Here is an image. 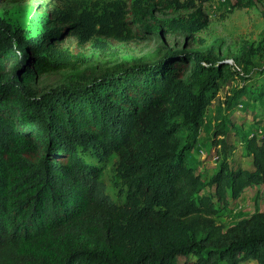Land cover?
Here are the masks:
<instances>
[{
	"label": "trees",
	"instance_id": "1",
	"mask_svg": "<svg viewBox=\"0 0 264 264\" xmlns=\"http://www.w3.org/2000/svg\"><path fill=\"white\" fill-rule=\"evenodd\" d=\"M206 1L133 0L98 33L119 40L180 32L194 38L208 25ZM74 26L53 17L24 40L0 18V264H239L248 258L264 264V211L224 230L214 222L212 198H194L201 181L187 157L203 110L231 65L221 59L204 65L197 51L170 48L152 61L72 76L36 94L38 76L83 62L82 53L59 48ZM256 99L264 100V86ZM233 127L224 115L212 137L222 159L210 182L221 204L264 183V133L233 130L253 170L230 169L226 135ZM88 149L98 161L119 156L122 202L105 193L101 166L84 157Z\"/></svg>",
	"mask_w": 264,
	"mask_h": 264
},
{
	"label": "rangeland",
	"instance_id": "2",
	"mask_svg": "<svg viewBox=\"0 0 264 264\" xmlns=\"http://www.w3.org/2000/svg\"><path fill=\"white\" fill-rule=\"evenodd\" d=\"M132 1L0 0V18L20 32L24 40L38 36L44 30V24L53 17L60 18L64 24L75 25L73 33L64 37L59 48L63 54L82 53L83 62L74 70L64 69L38 76L32 84L38 95L72 76L89 78L117 67L152 61L170 48L197 51L203 57L204 65L216 59L227 60L231 73L219 80L215 94L203 110L195 143L187 153L189 165L201 181L194 198L197 200L201 195L212 198L216 208L214 222L224 230L254 213L263 212L264 183L253 182L237 197H229L225 204H221L213 196L214 187L210 179L222 159L213 146L212 137L224 115L234 125L226 135L230 145L226 161L230 169L253 170L251 156L233 130L248 135L264 133V100L260 102L256 99L264 86V1L257 2L252 8L234 7L235 0L204 2L208 25L194 38L183 32L152 34L149 38L134 40L100 35L98 32L114 24L121 17V11ZM166 16L174 17L176 14ZM120 33L124 38L125 34ZM189 74L187 69L183 78L186 79ZM173 119L181 121L182 116ZM185 132L181 129L178 133L180 144L184 142ZM84 157L101 166L105 193L113 201L122 202L126 187L119 172V156L114 153L98 161L88 149ZM219 264L228 263L222 261ZM239 264L256 262L248 258Z\"/></svg>",
	"mask_w": 264,
	"mask_h": 264
}]
</instances>
